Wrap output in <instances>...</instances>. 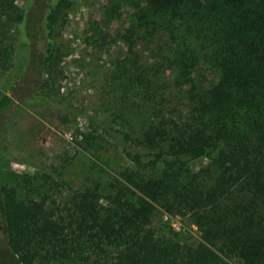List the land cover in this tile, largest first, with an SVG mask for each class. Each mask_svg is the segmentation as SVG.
Masks as SVG:
<instances>
[{"label":"trees","instance_id":"trees-1","mask_svg":"<svg viewBox=\"0 0 264 264\" xmlns=\"http://www.w3.org/2000/svg\"><path fill=\"white\" fill-rule=\"evenodd\" d=\"M123 1L134 12L109 37L128 51L108 78L120 112L80 110L75 140L96 154L114 146L130 165L109 185L59 178L58 198L26 176L0 185V264H264V0ZM67 7L0 0V60L16 52L8 81L35 72L25 103L57 101L68 120L75 106L60 105L55 79ZM13 85L0 118L17 104ZM158 206L189 215L202 241L159 236Z\"/></svg>","mask_w":264,"mask_h":264},{"label":"rangeland","instance_id":"rangeland-1","mask_svg":"<svg viewBox=\"0 0 264 264\" xmlns=\"http://www.w3.org/2000/svg\"><path fill=\"white\" fill-rule=\"evenodd\" d=\"M131 12H134L133 8L123 0H68L57 37L58 74L55 75L57 86L63 95H67L60 105L66 107L71 103L75 106L68 120L61 116L57 101L25 103L35 96H30L36 86L35 72L24 84L15 81L13 85L8 81L12 74L9 67L16 52L9 54L6 62L0 60V91L8 92L12 85L17 87V96H14L17 104L0 118L1 186L23 180L26 176L28 183L33 182L34 186L55 190L53 194L58 198L61 191L67 192L61 185L58 188L59 178L67 179L75 187L88 183L87 179L92 178L109 185L118 170L130 165L118 148L107 144L96 154L82 148L75 137L80 125L86 124L80 110L120 112L108 78L113 66L111 62L116 57H125L128 51L121 42L113 48L109 37L115 30H123L128 25ZM98 26L102 28L101 34L97 32ZM141 52L150 57L145 48L141 47ZM211 79L208 76V80ZM207 164L208 159L205 158L193 161L191 166L193 170H199ZM21 185L24 186L25 181ZM153 225L159 236H166L182 245L195 246L202 241L201 232L189 215L168 212L158 206ZM4 250L0 244L1 260L4 259ZM229 260L233 264H241L237 257ZM50 264L67 263L54 261Z\"/></svg>","mask_w":264,"mask_h":264}]
</instances>
